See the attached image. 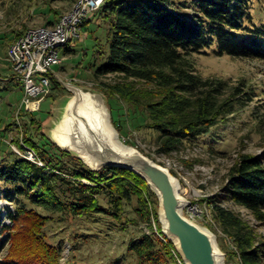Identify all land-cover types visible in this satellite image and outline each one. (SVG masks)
<instances>
[{"label":"trees","instance_id":"trees-1","mask_svg":"<svg viewBox=\"0 0 264 264\" xmlns=\"http://www.w3.org/2000/svg\"><path fill=\"white\" fill-rule=\"evenodd\" d=\"M190 2L194 15L189 18L172 10L168 0H103L97 9L107 47L93 56L94 88L104 94L118 131L112 101L124 107L137 130L149 133L155 153L163 156L177 152L185 140L207 134L251 100V87L243 79L229 85L223 78L204 77L196 72L189 55L212 46L215 52L233 57L264 55V22L253 18L252 0ZM37 137L44 143L35 142L29 133L24 144L42 165L15 157L0 166L6 196L29 203H15L7 214L12 226L21 218L39 217L29 230L38 239L36 264H60L62 251L60 244L46 240L42 225L50 215L38 209L74 219L105 217L109 230H125L128 224L142 222L148 230L127 245L132 264H183L160 232L156 197L141 178L119 167L92 171L43 133ZM224 178L218 193L200 201L209 212L210 221L203 217L205 225L216 234L226 264H264L260 231L264 228V143L259 154L238 152ZM126 205L137 221L128 217ZM3 226L2 230L8 228Z\"/></svg>","mask_w":264,"mask_h":264},{"label":"rangeland","instance_id":"rangeland-1","mask_svg":"<svg viewBox=\"0 0 264 264\" xmlns=\"http://www.w3.org/2000/svg\"><path fill=\"white\" fill-rule=\"evenodd\" d=\"M76 1L0 0V166L15 157L25 158L24 138L29 133L35 142L44 143L45 140L37 137L38 133L45 135L44 131L54 119L62 98L70 95L60 80L98 91L94 88L91 66L97 50H105L107 47L105 25L97 16V9L102 3L87 15L76 32L78 35L71 36L68 47L72 51L66 54L63 47L58 48V55L63 56V62L50 66L53 74H48L50 93L41 100L38 110L25 114L21 108V83L12 77L13 71L7 60V45L15 33L55 22L59 18L55 14L63 15ZM168 1L169 7L175 12L187 18L194 15L190 0ZM250 12L255 20L264 22V0H252ZM189 59L196 72L204 77L223 78L229 85L243 79L245 85L251 87V100L237 108L225 121L211 128L207 134L194 140H185L180 149L169 156L155 153L149 133L135 128L122 105L112 101L111 111L120 125V130L116 129L119 139L171 170L179 181V193L189 201L183 214L206 226L203 217H209V212L205 203L200 202L201 199L219 192L220 185L226 181L225 174L238 152L259 154L262 151L264 55L260 58L233 57L215 52L212 46L200 52H192ZM105 105L110 113L106 101ZM32 117L40 122L34 121L32 124ZM47 140L51 142L49 138ZM45 143V147H48V143ZM26 159L42 165L35 155L32 158L34 161ZM6 193L0 180V264H36L35 261L39 262L40 258L36 254L35 245L38 239L29 230L38 224L39 217L21 218L13 227L7 214L13 211L17 201L19 205L24 202L25 206H29V203L27 199L6 196ZM131 203H134L133 199ZM125 208L128 217L137 221L131 206L126 205ZM234 208L246 215L242 208ZM38 211L43 215H50L49 219L43 221L42 227L46 240L58 243L62 248L60 264H132L127 245L132 238L148 230L147 225L138 221L137 224H128L125 230H109V221L105 217H98L93 221L92 217L91 220L86 217L74 219L43 209ZM207 220L210 221V218ZM150 224L155 231L152 219ZM3 225L8 228L2 230ZM260 231L264 233V228ZM19 260L22 262L18 263Z\"/></svg>","mask_w":264,"mask_h":264},{"label":"water","instance_id":"water-1","mask_svg":"<svg viewBox=\"0 0 264 264\" xmlns=\"http://www.w3.org/2000/svg\"><path fill=\"white\" fill-rule=\"evenodd\" d=\"M60 81L70 95L62 98L44 131L46 137L92 171L119 167L141 178L156 197L160 232L173 244L183 264H226L216 234L183 214L189 201L179 193L178 179L168 168L119 139L104 94Z\"/></svg>","mask_w":264,"mask_h":264},{"label":"built area","instance_id":"built-area-1","mask_svg":"<svg viewBox=\"0 0 264 264\" xmlns=\"http://www.w3.org/2000/svg\"><path fill=\"white\" fill-rule=\"evenodd\" d=\"M102 2L103 0H77L55 22L27 28L8 43L7 60L13 71L12 77L21 83L20 106L26 113L38 110L41 100L50 93V66L59 64L62 60L58 55V48L67 44L71 36L78 35L76 32L87 15ZM23 147L26 148L23 152L25 158L32 159L34 152L29 147ZM16 152L19 153V150Z\"/></svg>","mask_w":264,"mask_h":264},{"label":"crops","instance_id":"crops-1","mask_svg":"<svg viewBox=\"0 0 264 264\" xmlns=\"http://www.w3.org/2000/svg\"><path fill=\"white\" fill-rule=\"evenodd\" d=\"M13 39V38H12ZM11 39V40H12ZM63 48H64V53H66V54H69L72 50L68 47V45H67V47L66 46H63ZM61 57V62H63V56H60ZM61 62H60V64H61ZM49 74L50 75H53L52 73H51V71L49 72Z\"/></svg>","mask_w":264,"mask_h":264},{"label":"bare ground","instance_id":"bare-ground-1","mask_svg":"<svg viewBox=\"0 0 264 264\" xmlns=\"http://www.w3.org/2000/svg\"><path fill=\"white\" fill-rule=\"evenodd\" d=\"M78 109L79 110H82V106L81 105H78ZM83 111V110H82Z\"/></svg>","mask_w":264,"mask_h":264}]
</instances>
